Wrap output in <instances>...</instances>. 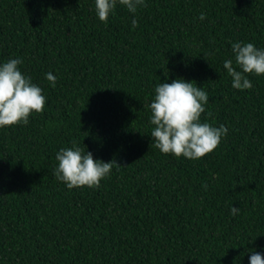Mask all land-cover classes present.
Instances as JSON below:
<instances>
[{
	"label": "trees",
	"instance_id": "16d2710c",
	"mask_svg": "<svg viewBox=\"0 0 264 264\" xmlns=\"http://www.w3.org/2000/svg\"><path fill=\"white\" fill-rule=\"evenodd\" d=\"M145 5L133 16L117 4L104 23L95 0H0V64L22 60L46 97L27 125L0 128V264L264 256V75L238 90L223 67H236L233 43L264 49V0ZM178 78L208 94L201 122L228 129L198 160L162 154L150 137L155 88ZM73 144L113 161L98 188L56 179V154Z\"/></svg>",
	"mask_w": 264,
	"mask_h": 264
},
{
	"label": "clouds",
	"instance_id": "9594fccd",
	"mask_svg": "<svg viewBox=\"0 0 264 264\" xmlns=\"http://www.w3.org/2000/svg\"><path fill=\"white\" fill-rule=\"evenodd\" d=\"M117 4L126 8L133 16L139 8L146 6L145 0H95V12L99 20L107 23ZM205 18V14L201 13L199 19ZM132 27H138L135 18L132 20ZM232 52L236 67L232 60H225L223 64L232 78V87L238 90L251 89L253 85L246 74L264 75V49H259L250 42H236L232 44ZM20 64L22 60L18 58L0 64V128L27 125L31 114L44 111L46 97L42 88L21 72ZM45 75L47 81L55 87L56 77L51 73ZM208 102V94L196 83L183 78L171 83H159L149 105V122L153 125L150 137L155 148L162 154L189 160L201 159L215 150L222 137L227 135L228 129L224 125L214 127L201 122L204 106ZM56 161L58 166L54 175L70 190L98 188L113 168V161L96 160L90 151L75 144L69 148H61L56 154ZM239 211L238 207L232 206V215H237ZM249 259L250 264H264V256L258 252H253Z\"/></svg>",
	"mask_w": 264,
	"mask_h": 264
}]
</instances>
